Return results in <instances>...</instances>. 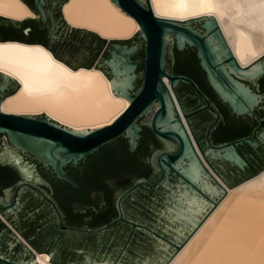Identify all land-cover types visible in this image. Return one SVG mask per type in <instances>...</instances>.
Here are the masks:
<instances>
[{
    "label": "flooded vegetation",
    "instance_id": "obj_1",
    "mask_svg": "<svg viewBox=\"0 0 264 264\" xmlns=\"http://www.w3.org/2000/svg\"><path fill=\"white\" fill-rule=\"evenodd\" d=\"M23 1L37 12L35 0ZM67 1L46 0V22L29 19L18 24V30L11 27L9 32H3L0 38L39 42L59 56L58 46L71 48L86 38L84 28L71 26L64 19L63 8ZM64 22L66 27L62 25ZM203 22L189 25L206 34ZM0 25L6 26L2 21ZM197 51L190 45L182 50L176 48L174 59L168 60L165 69L192 81L181 80L176 86L186 114L193 113L186 120L185 114L181 116L180 112L181 119L188 121L194 140L214 170L229 185H235L252 176L254 171L249 166L242 169L226 157L213 158L211 153L217 147L250 138L258 143L257 149L243 142L236 151L255 170L264 168V75L249 80L232 73L262 95L252 113L237 115L210 83ZM144 58L145 54L142 57L131 55V59L139 63L132 96L143 86ZM248 82H253L256 88ZM156 108L155 103L151 111L137 120L141 130L133 149L131 138L122 134L78 163L65 165L64 172L71 180L60 178L53 166L43 164L28 152L7 147L0 150V205H6L0 207V254L21 264H40L36 259L38 252L51 254V264H132L127 258L133 241L154 237L160 245L166 246L173 240L175 237L169 231L177 233V229L173 230L171 224L179 227V223L171 221L167 214L173 204V191L178 194L183 184L192 185L166 162H162L164 173L160 169V155H175L180 145L153 130ZM184 126L188 132L186 124ZM188 135L200 157L189 132ZM12 153L19 157V162L12 158ZM184 161L187 165L188 159ZM206 166L203 165V177L221 187ZM193 184L200 196H211L210 192L205 193ZM212 197L221 198L220 195ZM108 241L110 251L106 248ZM170 246L174 252L176 248ZM81 254L83 259L79 260ZM102 254L104 257H100ZM0 264L7 263L0 261Z\"/></svg>",
    "mask_w": 264,
    "mask_h": 264
},
{
    "label": "water",
    "instance_id": "obj_2",
    "mask_svg": "<svg viewBox=\"0 0 264 264\" xmlns=\"http://www.w3.org/2000/svg\"><path fill=\"white\" fill-rule=\"evenodd\" d=\"M113 2L122 11L134 16L141 26L136 34L130 38L111 39L98 64H94V62L105 46L107 39L100 37L93 30L84 28L85 40L72 45L71 48L58 46L59 56L51 48L45 44L43 45L51 50L57 59L73 69L79 67L91 68L96 65L95 68L100 69L111 80L113 93L116 96L125 97L131 103L130 106L120 116L113 119L110 125L104 124L99 127L79 130L47 116L45 112L43 114H14L3 112L0 108V150L7 147L28 152L37 157L43 164L53 166L60 178L71 180L64 172L63 167L65 165L78 163L88 154L95 153L101 145L120 135L126 133L131 138L133 149L141 130L137 120L143 114L151 111L156 103L157 108L152 118L153 130L158 135L173 140L180 145L175 155L169 153L160 155L159 166L162 173H164L165 168L162 163L164 161L169 168L180 174L192 186L195 187L193 184L195 183L196 188L200 187L203 192H210L211 194L209 198L204 194L200 196L192 186L187 183L183 184V188L179 190L178 194L173 191V204L170 206L169 213H167L171 221L179 223V227L171 224L173 230L177 229V233L172 230L169 231V234L175 238L169 240L166 246L160 245L161 242L154 237H144L141 240L132 242L133 247L130 249L127 258L130 263L138 264V260H145L139 264H168L227 194V191L222 185L218 187V185L212 184L203 177L204 164L186 131L185 123L181 119L172 94L173 90L182 111L188 118L193 113L186 114L179 100L176 86L181 80L184 82L192 81L184 76L172 75L166 71V64L168 60L172 62L174 59L176 48L182 50L186 45L196 47L201 65L206 70L208 79L220 98L230 105L234 113L244 115L253 112L254 108L261 102L262 95L252 90L245 82L235 78L232 73L249 80L264 75V55L248 66H242L233 55L215 17L211 15L190 20L167 19L154 13L150 0H144V3L140 0H113ZM45 3L46 0H35L37 7L35 17L18 20L0 15V21L6 24V26L0 25V35L3 32H9L11 27L18 30L17 25L29 19L46 22ZM202 20L204 21L202 28L207 30L206 34L198 32L189 25L191 22ZM65 24L64 22L62 25L66 27ZM7 40L17 39L0 38V41ZM144 54L143 86L136 96H132L131 91L136 87L135 81L138 77L136 68L139 63L133 61L131 55L142 57ZM166 77L170 84L166 82ZM250 84L256 88L253 82ZM20 85L15 77L0 71V104L6 96L16 92ZM195 88L197 87L195 86ZM262 137H264V133H262ZM243 142H247L254 149L258 148L256 141L245 138L217 147L216 151H212L211 156L213 158L226 157L231 162L237 163L242 169L249 166L254 171L253 175H256L264 168L260 171L255 170L248 160L243 159L237 153L236 150L239 144ZM12 158H15L17 162L20 161L19 157H16L13 153ZM184 159H188L187 165ZM206 175L208 176V174ZM129 192H132V190ZM213 195H220V200H215L212 197ZM5 206L4 204L0 205V207ZM208 207H210V210H208ZM204 211H207V214H204ZM87 243V245L90 244V242ZM171 244L176 248L174 252L172 246H170ZM106 248L110 251V241H108ZM83 254L78 256L79 260L83 259ZM104 255L102 254L100 257H104ZM0 261L7 264H21L10 261L1 254ZM93 264L112 263L94 262Z\"/></svg>",
    "mask_w": 264,
    "mask_h": 264
},
{
    "label": "bare ground",
    "instance_id": "obj_3",
    "mask_svg": "<svg viewBox=\"0 0 264 264\" xmlns=\"http://www.w3.org/2000/svg\"><path fill=\"white\" fill-rule=\"evenodd\" d=\"M150 3L161 18L215 17L237 62L244 67L264 55V0ZM0 15L23 20L35 17L36 13L23 0H0ZM63 16L71 26L93 30L107 39L130 38L141 26L113 0H68ZM95 67L73 69L40 43L0 41V71L21 84L2 100L0 108L14 114L45 112L76 130L110 125L131 103L116 96L109 77ZM165 80L170 84L167 77ZM172 94L183 116L173 90ZM187 122L200 157L227 194L168 264H264V170L230 187L200 151ZM36 255L40 264H51L50 254Z\"/></svg>",
    "mask_w": 264,
    "mask_h": 264
},
{
    "label": "rangeland",
    "instance_id": "obj_4",
    "mask_svg": "<svg viewBox=\"0 0 264 264\" xmlns=\"http://www.w3.org/2000/svg\"><path fill=\"white\" fill-rule=\"evenodd\" d=\"M1 16H2V15H1ZM99 36L102 37L101 35H99ZM102 38H104V37H102ZM105 39H107V38H105ZM110 40H111V39H107L105 46L103 47L102 51L100 52V54H99V56L97 57V59H96V61L94 62V64H98V62H99V60H100V58H101L103 52L105 51V49H106V47H107V45H108V43H109Z\"/></svg>",
    "mask_w": 264,
    "mask_h": 264
},
{
    "label": "trees",
    "instance_id": "obj_5",
    "mask_svg": "<svg viewBox=\"0 0 264 264\" xmlns=\"http://www.w3.org/2000/svg\"><path fill=\"white\" fill-rule=\"evenodd\" d=\"M3 39H14V38H3ZM17 40H20V39H17ZM21 41H26V40H21ZM29 42H34V41H29ZM37 43H39V42H37ZM46 46H48V45H46ZM49 47V46H48ZM50 48V47H49ZM54 52V51H53ZM56 55H57V53L56 52H54Z\"/></svg>",
    "mask_w": 264,
    "mask_h": 264
}]
</instances>
